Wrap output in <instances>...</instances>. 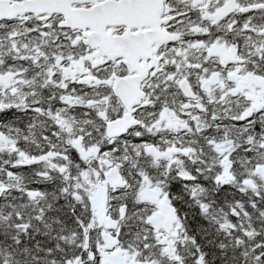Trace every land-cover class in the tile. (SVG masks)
Instances as JSON below:
<instances>
[{"label":"snow or ice","instance_id":"obj_1","mask_svg":"<svg viewBox=\"0 0 264 264\" xmlns=\"http://www.w3.org/2000/svg\"><path fill=\"white\" fill-rule=\"evenodd\" d=\"M0 264H264V0H0Z\"/></svg>","mask_w":264,"mask_h":264}]
</instances>
